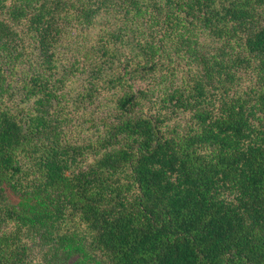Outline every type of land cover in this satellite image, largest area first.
I'll list each match as a JSON object with an SVG mask.
<instances>
[{
	"label": "trees",
	"instance_id": "trees-1",
	"mask_svg": "<svg viewBox=\"0 0 264 264\" xmlns=\"http://www.w3.org/2000/svg\"><path fill=\"white\" fill-rule=\"evenodd\" d=\"M0 264H264V0H0Z\"/></svg>",
	"mask_w": 264,
	"mask_h": 264
},
{
	"label": "rangeland",
	"instance_id": "rangeland-1",
	"mask_svg": "<svg viewBox=\"0 0 264 264\" xmlns=\"http://www.w3.org/2000/svg\"><path fill=\"white\" fill-rule=\"evenodd\" d=\"M7 202L10 205L15 206V208H22L26 206H30V203H33L32 198H25L21 196L14 195L10 193L7 189L5 191Z\"/></svg>",
	"mask_w": 264,
	"mask_h": 264
}]
</instances>
